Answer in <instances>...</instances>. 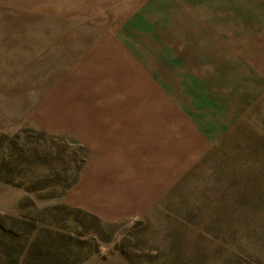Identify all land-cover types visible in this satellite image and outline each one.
Returning <instances> with one entry per match:
<instances>
[{
	"label": "rangeland",
	"instance_id": "rangeland-1",
	"mask_svg": "<svg viewBox=\"0 0 264 264\" xmlns=\"http://www.w3.org/2000/svg\"><path fill=\"white\" fill-rule=\"evenodd\" d=\"M16 262L264 264V0H0Z\"/></svg>",
	"mask_w": 264,
	"mask_h": 264
},
{
	"label": "crops",
	"instance_id": "crops-1",
	"mask_svg": "<svg viewBox=\"0 0 264 264\" xmlns=\"http://www.w3.org/2000/svg\"><path fill=\"white\" fill-rule=\"evenodd\" d=\"M82 132L86 133L87 130L85 129V130H83ZM107 145H109V143H107ZM102 164H103V161H101L100 159L97 160V162H96V164H95V167L97 168V171H99L100 173L106 171V170H103L104 167H101L102 170L99 169V168H100L99 166H102Z\"/></svg>",
	"mask_w": 264,
	"mask_h": 264
},
{
	"label": "trees",
	"instance_id": "trees-1",
	"mask_svg": "<svg viewBox=\"0 0 264 264\" xmlns=\"http://www.w3.org/2000/svg\"><path fill=\"white\" fill-rule=\"evenodd\" d=\"M25 223L26 224H28V225H30V222H28V221H25ZM1 264V263H0ZM3 264V263H2ZM15 264H21V263H19V262H16ZM23 264V263H22ZM27 264V263H26Z\"/></svg>",
	"mask_w": 264,
	"mask_h": 264
}]
</instances>
